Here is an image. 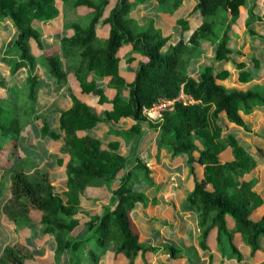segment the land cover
<instances>
[{"label": "trees", "instance_id": "1", "mask_svg": "<svg viewBox=\"0 0 264 264\" xmlns=\"http://www.w3.org/2000/svg\"><path fill=\"white\" fill-rule=\"evenodd\" d=\"M248 1L198 0L195 11L203 18L202 25L187 42L181 40L169 47L170 39L155 29L153 21L140 28L132 19L133 11L145 0H0V22L10 21L17 34L13 44L4 50L1 63L10 69L13 78L26 74L23 82L11 88L0 83V91L4 90V94L0 93V172L2 180L8 177L11 183V197L3 207L8 223L27 226L39 215L44 234L53 237L57 255L69 256L68 264H101L110 255L118 263L136 264L141 259L144 264H153L157 250L141 245L132 212L137 204H148L135 186L140 180L153 186L154 177L140 156L122 157L117 152V142L104 150L100 140L81 135L100 124L131 119L133 124L125 138L140 135L146 126L158 132L159 148L174 156L187 155L193 182L187 208L198 216L201 250L215 248L223 258L243 264L244 246L254 264L264 262V216L254 219L264 201L255 189V181L246 178L256 170L258 161L264 163V152L259 148L248 150L234 136H225L228 129L220 123L224 118L247 131L243 116L264 107V87L228 91L219 81L229 73L215 74L212 68H207L199 80L187 74L191 61L203 55L207 44L216 45V61L232 60L229 33L239 9ZM58 3L70 5L78 13L79 22L73 25L71 37L63 38L57 47L47 48L39 24L58 17ZM177 7L178 0H174L165 11L173 12ZM220 17L227 19V24ZM257 20L264 22V17L250 12L246 24L250 27ZM183 27L187 28L185 23ZM218 27L223 30L217 32ZM101 29L107 33L106 39L100 38ZM126 45L147 60L131 83L122 77L119 67V53ZM235 66L243 81L251 80L243 63ZM39 68L46 70L58 86H65L72 74L82 93L99 97L101 103L107 99L104 90L97 88L98 78H110L108 88L116 91L113 110L104 117L70 95L72 107L61 113L60 134L53 135L62 143L61 153L69 156L65 165L67 190L62 196L55 192L49 172H26L28 159L19 152L22 134L39 119ZM126 89L130 91L129 100L121 97V91ZM181 92L195 103L176 104L159 124H151L143 116L144 108L161 99H175ZM95 183L106 184L110 203L100 213L79 212L78 220L85 191ZM3 185L1 181L0 199ZM228 217L234 223L232 230ZM82 228L83 234L74 237ZM81 250L84 254L78 259ZM165 250L173 263L188 254L173 246ZM34 259L32 251L17 242L4 249L0 264H29ZM190 261L195 264L198 257Z\"/></svg>", "mask_w": 264, "mask_h": 264}, {"label": "crops", "instance_id": "2", "mask_svg": "<svg viewBox=\"0 0 264 264\" xmlns=\"http://www.w3.org/2000/svg\"><path fill=\"white\" fill-rule=\"evenodd\" d=\"M172 1L174 0H145V2L139 5L131 14L132 19L140 28L145 27L149 21H153L155 29L161 31L164 37L170 39L169 47L181 40L187 42L194 31L202 25L196 24V21L202 18L200 14L195 11L198 0H178L177 9L173 12H166L165 8L169 7ZM113 2L112 4H114ZM110 10L111 8L106 12L105 18L109 16ZM180 11H186V17L176 19L174 15ZM250 12L258 17H264V0H250L245 6L239 9V16L232 25L231 32L229 33L231 36L229 38V48L231 49L237 46L240 51L236 52L231 49L234 52L232 60L230 62L216 61L215 59L210 61V56L206 55L204 52L199 59L191 61L187 70L189 77L199 80L207 68H212L215 74H220L224 71L228 72V77L223 81H219V84L223 85L226 89H228L229 85L234 86L228 91H248L253 89L252 87L255 81L264 82V61L261 58L264 53V43L263 41L256 40V38L264 40V22L259 21L260 25L254 23L252 26L248 27L246 23L249 19ZM78 22L79 18L72 23L71 33L67 35V37L72 36V27ZM240 22H242V24H240ZM184 23L187 26L186 29L183 27ZM253 31L258 35L255 38L250 35V32ZM99 36L101 39H106L107 33L101 29L99 30ZM16 37L17 34L10 21L0 22V83H4L7 88H11L16 83L23 82L26 77L25 73H21L13 78L10 69L4 67L1 63L4 50L13 44ZM60 41L56 42L55 39H53V41H48L47 44H45L46 40L44 37V44L47 48L57 47ZM238 53H241L243 56L240 58ZM119 57V67L122 77L128 83L133 82L140 65L147 61L146 58L140 53H133L129 45H126L120 51ZM241 63L246 67L244 71H247V74L251 76V80L248 82L241 79L240 70L235 66ZM38 73L41 91L39 94L36 116L39 119L25 130L21 140L24 139L28 145H30L35 154L33 157L39 156L33 159L34 162L41 163L43 167L51 163L61 170L58 178L59 180H53L51 178L52 183L53 181L55 182L53 186L60 181H64L66 187L65 165L69 156L61 153L60 148L62 143L61 141L53 139V135L55 133L60 134L59 119L61 113L68 111L72 107L70 95H74L95 112L97 116L104 117L106 113L113 110L112 101L116 96V91L108 88L110 78H98L96 80L97 88L104 90L107 99V102L101 103L99 97L95 99L93 94L82 93L79 82L72 74L68 76V81L65 86H58L46 70L39 68ZM0 93L4 94V90L1 89ZM129 95L130 91L128 89L121 91V97L124 100H129ZM243 119L249 127L247 131L221 118V125L224 129H228V131H225V136H234L240 145L248 150L259 148L264 152V145L256 147L257 145L254 143L256 141L264 142V107L256 108L251 115L243 116ZM132 124L133 121L131 119H124L117 123L109 122L93 127L91 130L81 133V135H89L90 137L100 140L104 150H108L110 144L117 142L119 144L117 152L122 157L133 159L136 155L140 156L143 160V164L148 167L154 177L153 186H149L141 180L138 185L135 186V188L139 190L138 192L146 196L148 204L144 205L139 203L132 212L133 221L139 231H141L139 232L141 245L157 250L152 257L153 264H162L167 262L168 259L171 260V264H190V260L197 257L199 264H236L234 260L229 261L223 258L215 248H212L210 251H203L199 246L200 231L198 228V216L196 212L188 210L187 208L188 197L193 192V182L189 176L190 170L188 168L187 155L179 154L174 156L167 149L159 148L158 132L149 130L146 126L143 127L140 135L125 138L124 134L130 132ZM239 138L241 141H239ZM21 140L19 144H21ZM19 152L23 158L24 156L20 151V146ZM60 160L63 161L62 165L59 163ZM261 162L262 161H258L259 165L255 171L258 172L262 169L261 176L263 180H258L255 175H252L253 172L254 174L256 173L255 171L246 178L255 181V189L264 201V194L262 192L264 190V164L260 167L262 164ZM34 170L37 169H32L31 171H27V173H32ZM1 180L2 175L0 174V182ZM118 184V182L115 183L114 188H116ZM10 185L11 183L9 180L8 188H10ZM93 193H96V197L91 200L89 199V201L87 200V202L86 199H88V194L92 195ZM9 194L8 200L11 197V193ZM110 199L111 193L107 189L106 184L95 183L85 191L84 200L79 207V212L84 215L89 214L90 211L92 212L94 208H99L101 210L102 207L109 205ZM86 202L87 204H85ZM89 202L90 204L94 202L97 206L87 208ZM100 210L99 212L97 211L90 214L100 213ZM262 216H264V203L255 213L254 219L258 220ZM81 219L84 221V216L81 217ZM39 222V215L33 217L30 226L33 227L34 230L37 228L39 232L35 231L33 233L34 238L29 241V243L24 244L21 242L28 248L30 245H35L38 248L39 241L43 237L40 233L42 227L39 225ZM227 222L229 229L232 230L234 228V223L230 217L227 218ZM8 227L11 228L12 226L8 224ZM24 231L26 230L22 232ZM50 241L51 240H48L44 243L42 254L44 250L47 252L46 247L48 243L49 249H56L55 241ZM17 242L20 241H16L14 244ZM169 246L188 251V254L186 253L187 255L183 259L173 263L170 255L165 250ZM241 250H243V246H241ZM242 253L244 255L243 264H254L249 256V250L247 248H245ZM259 262L264 264L261 260ZM101 264L118 263L115 262L112 255H110ZM136 264L144 263L139 259Z\"/></svg>", "mask_w": 264, "mask_h": 264}, {"label": "rangeland", "instance_id": "3", "mask_svg": "<svg viewBox=\"0 0 264 264\" xmlns=\"http://www.w3.org/2000/svg\"><path fill=\"white\" fill-rule=\"evenodd\" d=\"M58 6H59V15L56 19H54L52 21H48V22H42L39 24V30L43 33L45 40H46L45 44H47L48 41L49 42L51 40L53 41V39H55V41L57 42V41H60L63 37H67V35H69L71 33L70 30H71L72 23L78 19L77 13L72 10L70 5L58 3ZM160 12H162V11H160ZM186 13H187L186 11H184V12L180 11L178 13H175L174 17L176 19L185 18ZM254 16H256V15H254ZM256 17H258V16H256ZM221 18H223V17H220L219 19H221ZM230 19L232 20L233 17H230ZM227 21H228L227 19H224V18L222 19V23H224V24H227ZM202 23H203V18L199 19V21H196L197 25H201ZM255 23H256V25H260V22L258 20L255 21ZM240 24H242V22H240ZM222 30L223 29L221 27H218L216 29L217 32L222 31ZM250 35L253 38L258 36L255 31L250 32ZM230 37L231 36L229 35V38ZM256 40H259L261 42L263 41V43H264L263 39L256 38ZM52 43H55V42H52ZM216 49H217L216 45H214L212 43L208 44L206 47H204V52L206 55L210 56V61H213L215 59ZM231 49L236 51V52L240 51L239 47H237V46H235V48L232 47ZM261 58L264 61V53H263ZM233 87L234 86L229 85L227 90H231V88H233ZM258 87H264V82L255 81V84L252 88L256 89ZM94 97H95V99H97V96H94ZM239 141H241L240 138H239ZM254 143H256V145H257L256 147H260V146L264 145L263 141H256ZM20 151L22 152V155L24 156L23 158L28 159L26 172L31 171L32 169H41V170H45V171L49 172L51 175V178L53 180H56L59 178L61 170L58 169L57 166L55 167L54 165L49 163L46 167H43L41 163L34 162L33 159H36L39 156L33 157V155H35L33 153L34 151L32 150L30 145H28V143L24 139L21 140ZM261 163L262 164L260 165V167L263 166V164H264L263 162H261ZM261 170L262 169H260L258 172L255 171L256 172L255 174H254V172L252 173V175L253 176L255 175V177L258 178V180H263V177L261 176L262 175ZM0 174L3 176V173L0 172ZM263 176H264V174H263ZM62 180H64V179H62ZM1 181H3V184H4L3 185L4 186V192H3V195L0 199V235H1V238H0V258L2 256L5 248L11 247L14 244V242H16V241H20L24 244H27V243H29V241L33 240V238H34L33 233L35 231L39 232V230L37 228H35L36 230H34V228L31 227L30 225L14 226V224L8 223V221L4 218L2 209L5 206V204L7 203L9 195H10L9 194L10 190L8 188L9 178L6 177V178H4V180H1ZM0 184H1V182H0ZM53 184H55L54 181H53ZM57 184H58V186H57ZM57 184L54 185V190L57 194L62 196L65 192L64 190H66L65 183H64V181H60ZM100 184H104V183H100ZM261 186H263V185H261ZM138 191L139 190H137V192ZM262 192L264 194V190ZM95 197H96V193H93L92 195L88 194V199H86V201L87 200L89 201V199L90 200L94 199ZM87 202L85 204H87ZM91 206H97V205L94 202L91 204L89 202L87 208L91 207ZM95 209L96 208H94L92 212L90 211V213H95L97 211L99 212V210H100L99 208L96 210ZM100 211H102V209ZM78 220H79V211H78ZM8 224L11 225L12 227L9 228ZM23 230H26L27 232L26 231L22 232ZM83 231H84L83 228L80 230V232L78 229L73 234V236L76 238H79L83 234ZM139 232H141V231H139ZM40 233L43 237L39 241L38 248L35 245H30L31 248L29 247L30 250L32 251L33 255L35 256L34 261L29 263V264H68L69 263V256L67 254L66 255L65 254L57 255L56 249H53V250L49 249V243L47 244V247H46L47 252H45V250H44V252L42 254V251L44 249V246H43L44 243L47 242L48 240H51L53 242L54 239L51 236L45 235L43 229H41ZM146 235H148V234H146ZM55 246L57 247L56 243H55ZM244 249H245V247L243 246V250ZM243 250H241V251H243ZM83 254H84V250H81L78 253V259H79V256L82 257ZM170 262H171V260L168 259L167 262H164L162 264H171ZM118 264H125V263L122 261V262H119ZM195 264H199L198 261Z\"/></svg>", "mask_w": 264, "mask_h": 264}, {"label": "built area", "instance_id": "4", "mask_svg": "<svg viewBox=\"0 0 264 264\" xmlns=\"http://www.w3.org/2000/svg\"><path fill=\"white\" fill-rule=\"evenodd\" d=\"M193 98L184 92H181L175 99H161L150 108L143 109V116L151 124H159L162 122L166 113L172 112L176 104L189 106L194 104Z\"/></svg>", "mask_w": 264, "mask_h": 264}]
</instances>
